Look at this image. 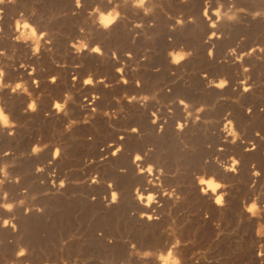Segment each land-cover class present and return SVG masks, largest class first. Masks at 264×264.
<instances>
[{
    "label": "rangeland",
    "instance_id": "rangeland-1",
    "mask_svg": "<svg viewBox=\"0 0 264 264\" xmlns=\"http://www.w3.org/2000/svg\"><path fill=\"white\" fill-rule=\"evenodd\" d=\"M98 2L85 0V9ZM205 2L154 0L156 11L149 16L125 9L126 20L92 38L93 45H101L103 56L75 55L69 47V41L80 35L84 19L83 12L72 14L74 0L0 3V49L9 56L16 49L8 80L23 77L38 105L37 111H26L27 95L0 91V101L16 123L14 129H0V169L8 165L9 172L8 182L0 186V205L5 191L7 202L16 205L11 212L0 207V264H166L177 241L183 264H264V237L257 234L264 213L252 216L245 210L258 193L264 207V175L251 187L252 164L264 173V53L258 51L244 61L251 68L253 90L248 93L240 87L241 65L228 54L233 48L241 54L264 47V0H223L246 11L218 29L202 15ZM216 2L211 0L213 8ZM21 14L52 33L51 52L32 57L24 45L12 43ZM137 23L143 27H135ZM213 32L217 38L208 42ZM181 47L193 54L175 66L168 53ZM21 63L29 67L21 68ZM31 66L37 69L34 77L29 76ZM89 75L95 86H84ZM51 76L58 77L55 84L49 82ZM221 78L229 81L227 88L209 86L210 80L218 83ZM34 79L40 81L39 87ZM66 93L72 100L67 113L58 114L54 102H63ZM94 95L99 99L92 103ZM142 95L156 99L144 106L125 99ZM179 100L191 104L193 111L205 109L198 122L186 121ZM226 116L243 134V142H224ZM178 122L188 123L182 133L177 131ZM251 142L257 149L248 152ZM35 147L42 151L33 154ZM117 148L122 151L113 155ZM136 153L147 154L145 166L164 167L163 189L174 190L173 196L148 185L147 174L138 175ZM232 155L242 162L239 174L225 172L216 163L217 156L226 161ZM205 173L229 187L204 195L195 177ZM136 187L145 196L159 194L158 203L142 205ZM114 191L119 194L116 203ZM224 191L225 203L217 205L215 195ZM144 213L153 219L141 218ZM5 219L12 224L4 227ZM20 248L28 255L16 260Z\"/></svg>",
    "mask_w": 264,
    "mask_h": 264
},
{
    "label": "clouds",
    "instance_id": "clouds-1",
    "mask_svg": "<svg viewBox=\"0 0 264 264\" xmlns=\"http://www.w3.org/2000/svg\"><path fill=\"white\" fill-rule=\"evenodd\" d=\"M4 0H0V3H3ZM133 9L138 13H142L144 16H149L154 14L156 11V5L154 0H99L98 3H94L91 7L85 9V0H74V11L73 15H80L81 12L84 13V19L82 25L79 28L80 35L76 37L74 40L69 41V47L73 50L75 55H82L84 52L94 53L103 56L104 52L99 43L93 45L92 38L97 31L102 32H111L112 29L119 24L121 21L126 20L128 18L125 9ZM246 10L243 8H237L236 5L229 4L225 5L223 0H217L216 7H212L211 0H206L205 7L203 10V17L208 21L209 26L212 29H218L221 24L225 22H235L239 19V15ZM35 15V13H33ZM256 15H260V13H256ZM215 17V20H213ZM194 22V21H192ZM177 23L183 26L184 21L182 19H178ZM135 27H143L142 24L137 23ZM3 30L0 29V32ZM15 33L12 36L13 44H22L26 48H28L31 52L32 57H40L44 52H51L53 44V36L50 31L44 29L43 31L37 26L30 22L23 14H21L20 19L16 21L15 24ZM217 38L216 32H213L209 37L210 42L212 39ZM15 51L13 50V55L9 56L8 51L6 49H0V91H9L12 95H27L29 97V104L27 106L26 111L35 112L37 111V98H34L32 93L29 90V86L27 81L21 77L16 81L8 80V66L9 61L15 59ZM264 53V47H253L249 51L243 52L241 54H237V49L233 48L229 50V55L235 57V62L241 65L242 73L244 74V79L240 81V87L243 89V93H248L253 90L252 85L250 84L251 76L248 75L251 71L250 66L244 65V61L247 58L253 56L256 52ZM192 52L186 51L183 47L179 50H171L168 55L170 57V63L179 66L181 63L186 61L192 56ZM130 55V54H129ZM209 55H212V51H210ZM113 56L116 57V53H113ZM21 68H28L29 65L25 63L20 64ZM36 67L31 66V71L29 72V76H35ZM123 68H118L117 72L123 73ZM57 76L49 77V82L55 84L57 82ZM73 80H78V77H73ZM101 83L104 81L101 80ZM127 83V80L123 81ZM32 83L39 87L40 81L38 79H34ZM94 78L89 75L83 81L84 86H95ZM210 87H216L218 89H225L229 86V81L226 78H221L217 83L215 80H210ZM87 99V98H85ZM99 99L97 96H93L92 103ZM128 99L130 103L136 102L140 103L141 106H144L150 100L156 99L155 96L142 95L140 97L132 96L125 97ZM72 100V95L70 93L65 94V99L63 102L55 101L54 109L57 110L58 114L67 113V106L69 102ZM183 108L186 121L192 120L194 122H198L200 120V113H202L205 109L203 107L196 108L193 111V106L184 100L177 101ZM174 102V103H177ZM96 110L93 109V112ZM169 112L172 114V109L169 107ZM249 115L252 113V109H248ZM154 117L159 119L157 113L152 114ZM231 113L228 114L230 116ZM228 116L225 117V123L221 131L226 134L225 143H231L232 145H236L238 142H243V134L237 129L235 122L232 119H229ZM75 122H71L68 127L71 128ZM156 123V120L153 121ZM167 123V120H165ZM16 127L15 121H13L11 113L8 112L3 102L0 101V129L2 130H11ZM188 127L187 122H178L177 131L183 132L185 128ZM133 132H138V129H132ZM161 131L163 129L161 128ZM10 135H14V132H9ZM257 136L260 135L259 132L256 133ZM228 138H231L230 141ZM123 139V137H121ZM257 145L254 142L250 143V147L245 150L248 152L256 151ZM42 149L40 147H35L33 149V154H38ZM122 151V148H117L116 152L113 155L119 154ZM151 151V149L149 150ZM220 152H224V148L219 149ZM5 155H10V153H5ZM60 155V150L57 149L55 156L58 158ZM147 154L141 155L140 153H136L133 157V163L136 165L138 175H148L147 184L154 187H161L163 195L165 196H173V191H168L163 189L162 178L167 174L164 167H157V164L148 163L147 166L144 165V161L146 159ZM208 163V161H205ZM216 163L219 164L225 172L239 174V168L241 166V160L238 159L235 155L229 156L226 161H222L219 156L216 157ZM252 172L253 176V184L252 188L256 187V184L259 181V178L264 175L260 170L257 169L256 164H252ZM8 165H5L3 169H0L2 172L3 179H0V186L4 185L9 180V172ZM42 171V169H40ZM159 171V175H155V173ZM155 176V179H153ZM196 182L199 186H201V192L204 195H207L209 191L215 194L220 189H227L229 186L217 180L215 175L208 176L206 173L204 175H196ZM18 182V181H17ZM98 179H94L93 183H97ZM63 186V182L61 184ZM111 187V185H110ZM158 195L157 193H149L148 195H144L141 192L140 187H136L135 196L138 201L144 205L145 207H151L154 203H158ZM228 195L227 191H224L222 195L215 196V203L217 205L223 206L225 203V196ZM3 200L5 201L0 207H3L6 211L11 212L15 208L14 203H8V193L3 192ZM119 200V194L117 192L112 193V202L116 203ZM260 194H256L253 196L251 203L245 204V210L252 214V216H260L264 213V207L260 204ZM23 203V201H21ZM147 216L149 220L153 219L152 216L144 213L141 215V218ZM12 224V222L8 219L3 221V226L8 227ZM258 236L264 237V224H262L258 230ZM179 247V241H177L176 245L173 246L171 251L168 252L166 258V264H183L182 257L178 254L177 249ZM264 247V246H262ZM16 260H19L28 255V250L26 248H20L16 252ZM145 255H151V253H146ZM261 255L264 256V251H261ZM11 264H15V261L11 262Z\"/></svg>",
    "mask_w": 264,
    "mask_h": 264
},
{
    "label": "bare ground",
    "instance_id": "bare-ground-1",
    "mask_svg": "<svg viewBox=\"0 0 264 264\" xmlns=\"http://www.w3.org/2000/svg\"><path fill=\"white\" fill-rule=\"evenodd\" d=\"M218 194H219V192H218ZM216 196V195H215Z\"/></svg>",
    "mask_w": 264,
    "mask_h": 264
}]
</instances>
